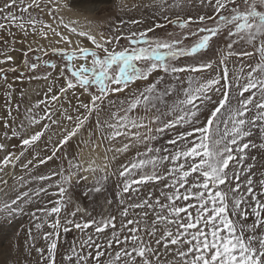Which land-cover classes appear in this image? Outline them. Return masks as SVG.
I'll use <instances>...</instances> for the list:
<instances>
[{
    "label": "snow or ice",
    "instance_id": "snow-or-ice-1",
    "mask_svg": "<svg viewBox=\"0 0 264 264\" xmlns=\"http://www.w3.org/2000/svg\"><path fill=\"white\" fill-rule=\"evenodd\" d=\"M83 2L0 4V264H264V0Z\"/></svg>",
    "mask_w": 264,
    "mask_h": 264
},
{
    "label": "rangeland",
    "instance_id": "rangeland-1",
    "mask_svg": "<svg viewBox=\"0 0 264 264\" xmlns=\"http://www.w3.org/2000/svg\"><path fill=\"white\" fill-rule=\"evenodd\" d=\"M134 2H136V0H127V3L129 5H131ZM2 3H3V0H0V4H2ZM113 3H115V0H113ZM91 8H92V5L89 4L87 2V0H84V2L79 6L78 11L74 12V13L81 14L80 16L82 18L85 16L89 17L90 19L95 18V13L90 11ZM111 14L112 13H108V15H111ZM71 15H72V13H65L66 18L68 16H71ZM100 15L103 16L104 13H101ZM136 15H138V13H136ZM44 19L47 20L49 18L47 16H45ZM12 31L16 32V29L13 28ZM0 36H4L5 39H10L7 36V33H5V32H0ZM17 38L18 39L21 38L20 33H17ZM29 39L31 40L32 38L30 37ZM41 42L44 43L45 45L47 44V41H41ZM33 46L35 47L36 45H33ZM0 47H2V46H0ZM15 47L19 49V48H24L25 45L18 43L15 45ZM37 54H39V53H37ZM11 55H13L16 58V60H15L16 64L21 63L22 54L20 52H13V53H11ZM5 66L7 67V66H11V65H5ZM41 71H44V70H41ZM16 75H18V73H8V82L13 83V78ZM0 83H2V82H0ZM4 87H6V85ZM14 87H15L16 93H17V95L15 96V101L22 103L21 113H23L24 106H28V105H30V103H34L36 99L42 98V97H38L36 95V92L44 87V82L43 81H32L31 83H28L27 81H25V82L21 83L19 81H16L14 83ZM21 87L29 90V96L31 97V99H29V96H25L23 98V100L21 101V98L18 95ZM83 99H85V102L87 101V97H84ZM4 102H5V98L3 95V89L0 88V114H4L6 112V109L4 107ZM45 139H47V137H45ZM12 143L18 144L19 142L17 140H13ZM41 171L46 172L47 169L42 166ZM16 172L18 175L23 174L22 170L19 168L16 169ZM84 204L87 205V201H84ZM41 206H43V205H41ZM91 210H92L91 207H89V211H91ZM32 211H35V208H33ZM30 227H32V222H31L29 213H25L23 215L17 214L15 217L9 218L6 221L0 220V242L7 245L10 241L14 240L16 238L17 233H19V242L21 244H23ZM73 235H75V233L67 234V239L69 241H71Z\"/></svg>",
    "mask_w": 264,
    "mask_h": 264
},
{
    "label": "bare ground",
    "instance_id": "bare-ground-1",
    "mask_svg": "<svg viewBox=\"0 0 264 264\" xmlns=\"http://www.w3.org/2000/svg\"><path fill=\"white\" fill-rule=\"evenodd\" d=\"M81 14H76V13H72V15H71V17L72 18H78V19H80L81 21H83V18L80 16ZM84 15V14H83ZM82 15V16H83Z\"/></svg>",
    "mask_w": 264,
    "mask_h": 264
}]
</instances>
